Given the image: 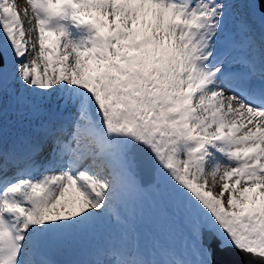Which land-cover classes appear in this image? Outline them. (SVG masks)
<instances>
[{
  "label": "snow or ice",
  "instance_id": "6c2138e0",
  "mask_svg": "<svg viewBox=\"0 0 264 264\" xmlns=\"http://www.w3.org/2000/svg\"><path fill=\"white\" fill-rule=\"evenodd\" d=\"M26 3L0 0V264H264V0Z\"/></svg>",
  "mask_w": 264,
  "mask_h": 264
},
{
  "label": "bare ground",
  "instance_id": "6f19581e",
  "mask_svg": "<svg viewBox=\"0 0 264 264\" xmlns=\"http://www.w3.org/2000/svg\"><path fill=\"white\" fill-rule=\"evenodd\" d=\"M18 10L20 11L21 19L26 21V18L24 16L23 10L25 8H28L29 6L26 3V0H16ZM27 28V23H26ZM149 193H145L141 196L133 197L132 204L130 205L129 212L135 214L136 216L141 212V210L144 208L143 200H145L148 197ZM152 200V199H151ZM100 242V237L97 236L95 239L93 238H86L82 241V244L85 247V250H87L90 246ZM86 258V257H85Z\"/></svg>",
  "mask_w": 264,
  "mask_h": 264
},
{
  "label": "rangeland",
  "instance_id": "374dc122",
  "mask_svg": "<svg viewBox=\"0 0 264 264\" xmlns=\"http://www.w3.org/2000/svg\"><path fill=\"white\" fill-rule=\"evenodd\" d=\"M31 42H34V35L30 38V44ZM29 59H31V56H29ZM40 71H43V64L40 65ZM148 197H151V199L154 201L155 197H154V194L152 193H149ZM149 201V200H148ZM153 204L152 201H149V207ZM144 206V205H142ZM139 215V214H138ZM138 215L136 216L135 215V218L138 219ZM143 217L146 219L144 220L145 223L144 224H140V226L142 227L143 230L145 231H150L152 230L153 228L150 229V224L154 223L155 221V217L152 215V214H144ZM155 226V224H153Z\"/></svg>",
  "mask_w": 264,
  "mask_h": 264
}]
</instances>
